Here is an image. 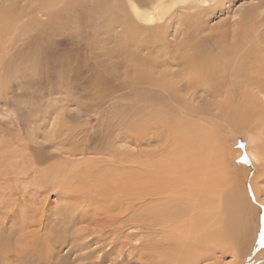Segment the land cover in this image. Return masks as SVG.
<instances>
[{"label": "rangeland", "instance_id": "374dc122", "mask_svg": "<svg viewBox=\"0 0 264 264\" xmlns=\"http://www.w3.org/2000/svg\"><path fill=\"white\" fill-rule=\"evenodd\" d=\"M262 1L219 0V6L212 4L197 26L200 36L194 33L189 14L177 15L165 33L163 48L156 40L157 27L133 26L131 6L142 0H4L0 7V264H158L167 258L172 238L164 220L150 218L157 209L154 204L145 205L146 200L134 216L127 206L116 208L113 198L100 197L102 180L114 184L109 181L117 175L108 176L106 161L119 159L121 166L126 165L120 170L124 182L135 172L138 187L146 192L158 157L173 160L185 149H199L201 135L202 142L205 135L214 141L227 135L231 139L220 147L233 148L231 157L237 161L239 140L248 149L246 138L252 135L257 138L253 149L263 171L264 121L255 127L244 125L250 132L240 134L231 129L239 126L238 117L219 115L214 106L218 98L206 95L201 82L184 83L189 78L198 82L193 74L202 77L207 71L214 72L207 84L215 83L222 75L218 72L228 71L226 65L234 60L223 54L236 45L232 38L247 9ZM145 2L142 7H148L149 0ZM260 19L264 22V16ZM260 42L264 46V32ZM247 51L242 53L245 58L252 57L256 69L264 68V54ZM146 75L182 79L184 91L168 95L161 91L163 83H148L151 87L137 83ZM231 87L232 92L235 84ZM250 107L258 113L264 104ZM18 152L22 164L15 160ZM253 174H246L245 180L259 219L245 225L243 233L256 234L253 230L258 227L257 237L263 238L260 250L264 171ZM235 179L237 187L241 179ZM113 216L123 219H110ZM235 223L229 220L228 229ZM36 229L41 230L37 236ZM31 234L39 242L33 254L31 243L26 244ZM242 240L249 244L248 238ZM216 243L225 250L228 239ZM22 248L25 254L18 251ZM257 255L253 250L249 263L247 255H241V261L264 264L263 255ZM218 257L219 264L238 260L233 261L230 253Z\"/></svg>", "mask_w": 264, "mask_h": 264}, {"label": "bare ground", "instance_id": "6f19581e", "mask_svg": "<svg viewBox=\"0 0 264 264\" xmlns=\"http://www.w3.org/2000/svg\"><path fill=\"white\" fill-rule=\"evenodd\" d=\"M145 1L142 0L141 4H133L131 6V15L136 21L133 26L138 30L146 28L155 29L157 27L156 40L159 39L160 45L163 48L166 46L165 33L171 29L170 27L174 20L177 21V15L180 17V14L181 16H187L189 14L191 24L194 25V31L196 30L194 33L200 36L201 33L197 29V26L199 27L203 16L208 13L212 4L219 6V0H149L147 2L149 3L148 7H142L141 5L146 3ZM3 2L4 0H0V7H2ZM222 3L224 4V2ZM9 5L13 8L12 4ZM186 9L191 10L182 13ZM261 16H264V0L258 5L247 9L245 15H243V21L238 24L239 29L235 31L232 38L237 42L236 45L231 47L233 50L223 54L224 57L229 56L230 60L234 61H230L226 65L229 66L227 72H218L219 74L222 73V75L217 79L216 84H207L210 78L212 79L214 77V72L211 71L203 72L202 77L198 73L193 74L194 80L198 82H190V78L187 82H184L187 83L185 86L191 85L192 83L199 84L201 82L199 85L207 89V92H205L206 95L218 98L214 102V106L219 115L225 113L234 118H236L235 115L238 117L236 119L239 120V126L231 129L238 131L240 134L244 132L249 133L250 129H247V127L258 126L264 121V107H260L258 113L251 110L252 107H250V105H257V103L264 104V99L260 97L261 95L262 97L264 96V68L257 66L258 69H256L253 66V58H245L244 54H242L246 49H249L247 53L257 50L259 53L262 52L264 54V46L260 42L264 32V22L260 19ZM245 20L249 21L245 23ZM259 20L261 23L257 24ZM177 33L178 30L176 31ZM153 44H156V41ZM182 47L184 48V46ZM261 62L264 65V59ZM218 73L217 75H219ZM169 75L168 77H170ZM157 76L158 78H155V75H146V80L143 81L142 78H139L137 83H140L142 86L148 85V83L150 85L155 82L157 84L163 83L161 84L163 86L161 91L168 95H171L172 92L179 93L185 88L182 87L184 86L182 79L175 81L172 80V77L171 79L164 76ZM193 77L191 78L193 79ZM232 77L234 80H231ZM231 83L235 84L234 91L232 92L230 91V88H232ZM150 85L148 87H151ZM152 85L154 87L156 86L155 84ZM210 88L215 89L210 91ZM220 89H223V91H220ZM250 115H252V119L248 117ZM251 123L252 126H250ZM201 139L198 143L199 149H185V152H179L180 157L174 156L175 158L173 160L171 158L166 160L158 157L156 160L158 165H154L152 168V185L147 188L148 191L146 192L138 187L135 172L131 175L130 179H126L124 182V175L122 176L120 170L125 168L126 165L121 166L123 164L118 161L119 159L115 160L114 163L112 161H106L108 171H110V173L107 171L108 176L111 172L117 175L115 180L109 181L114 184H109L105 180H102L100 197L102 196L105 200L107 198L109 199V197L113 198L112 201L117 203L114 205L116 208L117 206L119 208L121 205L127 206L128 213L132 212L134 216L139 214L140 206L146 200L148 202L145 205L154 204V207L157 209L154 213H150V218L151 215H154L155 219L159 221L161 219L164 220L167 224L168 233L165 232L172 238V245L166 255L167 258L159 260L158 264H219L218 256L226 255V253L231 254L233 261L238 259L234 264H245V261L247 262L249 259L248 255L252 254L253 250H256L258 253L255 257L259 258L263 255V259L264 245L259 250L260 241L263 238L262 236L257 237L259 228H254L253 232H257L256 234H252L250 231L249 235L243 233L245 225H254L253 223L259 219L256 217V211H254V208L250 204L251 198L248 196L251 194L249 191V183L245 180L246 174L247 176H251L254 173L253 175L255 176L259 172L263 173L264 171V169L263 171H259L261 159H259V155L253 149L256 147L255 143L257 138H254L252 135L246 138L249 143L248 149H245L247 146V144L245 145V141L243 139L239 140L238 144L241 148L238 150L240 158L238 159L237 157V159L239 161H235L236 159L231 157L233 156V148L220 147L223 142L231 139L230 136L225 135L223 138H218L214 141L205 135V141H203L204 149H202L203 142ZM19 153L14 155L16 157L15 160L19 158L20 160L17 162L18 164H22L20 162L22 160L20 158L22 153H20L21 155ZM238 166L240 167L235 168ZM130 167L135 166L133 164ZM88 168L86 167V170ZM237 177L241 180L237 187H235L233 181H237L235 179ZM239 193L242 195L241 197ZM110 219L120 221L123 217L113 216ZM229 220L236 222L231 226V229H228ZM40 231L36 229L34 235L40 233ZM39 236L41 237V235ZM221 238L228 239V246L225 250L219 243H216ZM244 238L249 239V244L242 240ZM37 240L32 236V239L26 243L28 245L27 247H29L30 243L32 245L29 253H35V249L39 246ZM251 243H254L252 249ZM18 251L20 254H25L24 248L18 249ZM219 252L221 253L217 254ZM215 254L217 255L216 259ZM241 255H247L245 261H243L244 259L241 261Z\"/></svg>", "mask_w": 264, "mask_h": 264}]
</instances>
